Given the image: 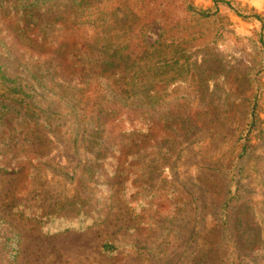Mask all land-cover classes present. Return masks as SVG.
I'll return each instance as SVG.
<instances>
[{"label": "rangeland", "instance_id": "1", "mask_svg": "<svg viewBox=\"0 0 264 264\" xmlns=\"http://www.w3.org/2000/svg\"><path fill=\"white\" fill-rule=\"evenodd\" d=\"M192 2L197 11L210 15H195L186 23L179 18L186 11L182 0L137 4L168 11L163 14L166 32L157 44L160 55L149 57L159 60V75L143 91L158 94L140 104L161 117V136L168 138L160 147L147 145L148 176L156 172V180L142 192L137 180H130L127 196L120 195L125 216L111 225L81 228L76 222L69 230H64L67 222L57 219L43 226L26 223L20 203L37 202L30 190L39 178L59 197L84 193L94 182L83 169L91 157L88 143L73 141L70 131L75 127L78 132L79 122L66 102L49 91L55 89L26 73L20 50H5L0 13V160L11 154L13 135L17 145H31L35 133L27 126L33 118H40L51 141L37 153L43 158L39 177L0 171V215L1 208L7 209L24 229L10 264L106 263L102 241L116 231L123 238L122 218L128 220L127 246L115 264H264V0ZM47 4H38L40 13ZM139 20L135 28L144 39L159 40L157 23L146 27ZM84 24L93 33L92 23ZM4 93L18 101L3 100ZM136 103L137 98L133 106L139 107ZM26 105L39 107L33 118ZM125 137L132 142L140 134L132 131ZM244 141L249 146L238 158ZM33 153L25 147L16 152L26 163ZM1 242L0 234V264H5L3 254L9 259V248Z\"/></svg>", "mask_w": 264, "mask_h": 264}, {"label": "trees", "instance_id": "2", "mask_svg": "<svg viewBox=\"0 0 264 264\" xmlns=\"http://www.w3.org/2000/svg\"><path fill=\"white\" fill-rule=\"evenodd\" d=\"M40 2L48 3L44 13H40ZM139 2L145 0L0 1L1 22L6 31L1 38L3 47L6 51L15 47L20 50L21 57L25 56L23 61L20 60L26 73L41 85L55 89L48 90L66 102L68 111L75 112L72 118L79 122L76 125L78 132L74 127L70 135L74 136L73 141L87 142L91 154L83 169L94 182L86 186L84 193L77 191L69 198L59 197L57 192H50L40 178L36 182L32 180L30 194L36 192L33 196L37 197V202H23L19 208L20 214L28 220L26 223L43 226L57 219L59 223H68L64 230L75 227L73 223L76 222L82 223L81 228L109 226L120 216H125L124 206L120 204L124 199L120 195L127 196L130 180H137L140 192L146 188V183L156 180V172L148 176L151 172L145 162L147 145L158 144L160 147L168 138L161 136V117L155 111L149 114L140 104L153 101L158 94L157 90L151 96L143 91L147 82L159 75V60L152 62L149 57L160 55L157 44L164 38L166 20L163 14L168 11L152 7L144 9L137 6ZM182 5L186 11L179 18L186 23L195 15L199 18L210 15L197 11L192 0H182ZM143 13L144 18H141ZM139 19H144L142 26L146 27L151 22L157 23L161 29L159 40L149 43L144 39L140 30L135 28ZM96 21L102 23L96 26ZM85 22H91L95 27L93 33L85 30ZM99 26L102 29L99 30ZM262 29L263 25L261 34ZM260 41L263 43L262 36ZM152 48L154 51L151 52ZM3 95V100L18 101V98ZM135 98L139 107L133 106ZM34 107L25 106L32 118L39 108ZM27 127L33 130L32 134L35 133L34 139H29L31 145L25 146L23 142L17 145L12 141L16 136L9 137L12 139L8 151L11 154L1 156L0 171L19 176H40L43 158L37 153L49 147L51 141L45 136V125L39 117L30 120ZM132 131L139 133L140 137L129 142L125 134ZM248 146V141H244L243 153L238 158ZM24 147L34 151L27 163L16 154ZM152 191L154 196L158 194L157 189ZM0 216L1 245L9 248V259L3 254V262L10 264L11 258L14 260L19 253L16 244L24 238V229L11 218L7 209L1 208ZM122 219L124 224H121L120 232H123V238H118L116 231L102 241V252L109 259L103 264H115L114 260L121 256V248L127 246L124 237L129 229L125 224L128 220Z\"/></svg>", "mask_w": 264, "mask_h": 264}]
</instances>
